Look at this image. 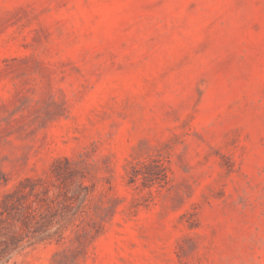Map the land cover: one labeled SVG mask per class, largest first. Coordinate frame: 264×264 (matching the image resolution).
<instances>
[{
    "label": "rangeland",
    "instance_id": "rangeland-1",
    "mask_svg": "<svg viewBox=\"0 0 264 264\" xmlns=\"http://www.w3.org/2000/svg\"><path fill=\"white\" fill-rule=\"evenodd\" d=\"M0 264H264V0H0Z\"/></svg>",
    "mask_w": 264,
    "mask_h": 264
}]
</instances>
